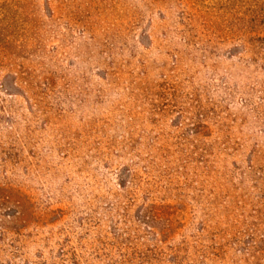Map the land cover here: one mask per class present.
<instances>
[{"label":"rangeland","instance_id":"rangeland-1","mask_svg":"<svg viewBox=\"0 0 264 264\" xmlns=\"http://www.w3.org/2000/svg\"><path fill=\"white\" fill-rule=\"evenodd\" d=\"M0 264H264V0H0Z\"/></svg>","mask_w":264,"mask_h":264}]
</instances>
